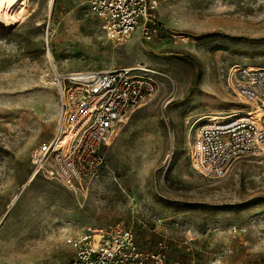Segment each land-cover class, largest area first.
Segmentation results:
<instances>
[{
	"label": "rangeland",
	"instance_id": "1",
	"mask_svg": "<svg viewBox=\"0 0 264 264\" xmlns=\"http://www.w3.org/2000/svg\"><path fill=\"white\" fill-rule=\"evenodd\" d=\"M48 2L9 0L0 29V264H68L66 235L115 226L172 264H264V156L218 180L189 161L200 117L251 111L228 79L264 67V0H158L159 37L120 44L87 0ZM117 68L151 72L157 90L118 126L98 175L72 189L33 176L57 126L54 74Z\"/></svg>",
	"mask_w": 264,
	"mask_h": 264
},
{
	"label": "built area",
	"instance_id": "2",
	"mask_svg": "<svg viewBox=\"0 0 264 264\" xmlns=\"http://www.w3.org/2000/svg\"><path fill=\"white\" fill-rule=\"evenodd\" d=\"M87 5L99 30L114 44L137 30L146 43L162 32L154 17L158 0H87ZM54 77L57 126L33 151L32 175L78 188L98 175L118 126L156 92L157 83L151 72L135 68ZM228 82L235 98L252 111L257 108L260 116L256 120L234 113L200 125L189 161L195 172L211 180L224 178L238 162L264 156V67L231 68ZM64 244L74 253L68 264H172L162 249L140 250L132 232L121 226L109 232L78 230L66 235Z\"/></svg>",
	"mask_w": 264,
	"mask_h": 264
},
{
	"label": "bare ground",
	"instance_id": "3",
	"mask_svg": "<svg viewBox=\"0 0 264 264\" xmlns=\"http://www.w3.org/2000/svg\"><path fill=\"white\" fill-rule=\"evenodd\" d=\"M53 3H54V0H49V2H48L50 11H51V8L53 6ZM8 4H9V0H0V29H4V30H9V28L11 27L9 20L4 15V9H5V7L8 6ZM249 68H257V67H249ZM237 114H239L241 117L249 116L250 118L256 119V120H258V118L260 116V112L257 108L253 109V111L252 110L251 111H245V112L240 111ZM221 115L222 114H220V113L205 115L202 118L200 117L198 122L201 120H205V122H208V121L213 122V121H218L220 119L226 118V116L223 117ZM65 140H66V138L64 139V141ZM62 141H63V139H62Z\"/></svg>",
	"mask_w": 264,
	"mask_h": 264
},
{
	"label": "snow or ice",
	"instance_id": "4",
	"mask_svg": "<svg viewBox=\"0 0 264 264\" xmlns=\"http://www.w3.org/2000/svg\"><path fill=\"white\" fill-rule=\"evenodd\" d=\"M23 2V0H13V4L15 5V4H18V3H22Z\"/></svg>",
	"mask_w": 264,
	"mask_h": 264
}]
</instances>
